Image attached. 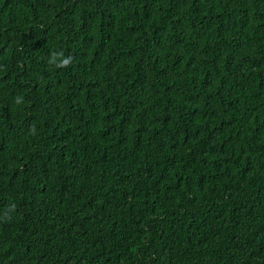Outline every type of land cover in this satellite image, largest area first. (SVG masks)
Returning <instances> with one entry per match:
<instances>
[{"label":"trees","instance_id":"1","mask_svg":"<svg viewBox=\"0 0 264 264\" xmlns=\"http://www.w3.org/2000/svg\"><path fill=\"white\" fill-rule=\"evenodd\" d=\"M0 264H264V0H0Z\"/></svg>","mask_w":264,"mask_h":264},{"label":"clouds","instance_id":"2","mask_svg":"<svg viewBox=\"0 0 264 264\" xmlns=\"http://www.w3.org/2000/svg\"><path fill=\"white\" fill-rule=\"evenodd\" d=\"M54 60H50V63H53ZM70 63V59L68 58H63V54L61 53V60H60V63L57 65V67H60V68H66L68 67Z\"/></svg>","mask_w":264,"mask_h":264}]
</instances>
